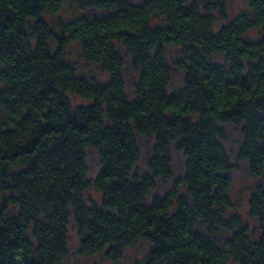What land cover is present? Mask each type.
<instances>
[{
	"label": "trees",
	"instance_id": "trees-1",
	"mask_svg": "<svg viewBox=\"0 0 264 264\" xmlns=\"http://www.w3.org/2000/svg\"><path fill=\"white\" fill-rule=\"evenodd\" d=\"M226 1L86 0L81 15L50 25L65 0H0V264H61L70 226L78 255L103 252L111 264L140 240V264H264V186L248 199L251 232L232 213L224 146L225 126L238 127L236 160L253 178L264 172V0L217 28ZM70 43L105 81L76 74ZM141 138L152 142L145 158ZM173 150L183 174L153 194L172 178ZM89 189L97 201L84 200Z\"/></svg>",
	"mask_w": 264,
	"mask_h": 264
},
{
	"label": "rangeland",
	"instance_id": "rangeland-1",
	"mask_svg": "<svg viewBox=\"0 0 264 264\" xmlns=\"http://www.w3.org/2000/svg\"><path fill=\"white\" fill-rule=\"evenodd\" d=\"M86 0H65L61 9L55 15H46L45 19L50 24L53 25L57 20L67 21L78 17L82 14L83 5ZM135 1V0H134ZM226 20L216 19L215 26L225 25L230 20L241 14H249L248 0H227L226 1ZM256 32H251L247 36L251 39L256 37ZM67 61L73 65L76 74L84 78H93L97 81H105L107 75L105 72L101 71L96 65L86 62L80 54L79 45L77 43H70L66 51ZM180 58V50L178 47H166L165 48V59L168 66L171 68V75L169 80V90H176L182 86L183 83V73L176 69L173 65L176 59ZM214 61L223 63V58L221 55H215L212 58ZM124 70L123 75L125 78V88L128 93L132 92L134 82L136 80V75L132 72L128 65L127 58H124ZM76 99V98H75ZM72 98L73 104H79V100ZM6 119L5 113L0 109V123ZM226 137L224 141V146L230 155V162L232 164V170L229 172V177L231 181L230 187V198L234 206V211L232 213L238 214L242 223L248 226L251 232L256 231L257 223L255 219L248 216V199L253 190V188L258 184L264 186V172L258 178H253L250 176L247 166L241 161H237L235 157V151L237 147V142L240 139L239 129L233 125L225 126ZM151 140L147 138L139 139L140 153L143 158H145L151 146ZM87 165L89 169V177L92 178L98 171L97 162V152L94 149L87 150ZM137 164L136 171L138 173L145 171L144 161H140ZM172 178L164 185L159 183L157 189L153 194L161 195L166 190H168L178 178L183 174L184 171V157L181 153L172 151ZM91 199L97 201L99 199V194L93 190L89 189L84 196V200ZM216 237L218 240H222L223 233H217ZM78 243L76 232L73 226L69 227L68 230V254L61 264H111L106 261L103 257V252L92 255V256H80L78 255ZM149 249L148 243L144 241H138L129 249L126 250L122 259L118 264H140L145 259L146 253Z\"/></svg>",
	"mask_w": 264,
	"mask_h": 264
}]
</instances>
